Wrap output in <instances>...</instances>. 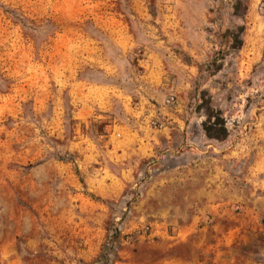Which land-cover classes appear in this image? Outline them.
Instances as JSON below:
<instances>
[{
	"label": "rangeland",
	"instance_id": "obj_1",
	"mask_svg": "<svg viewBox=\"0 0 264 264\" xmlns=\"http://www.w3.org/2000/svg\"><path fill=\"white\" fill-rule=\"evenodd\" d=\"M179 36L207 46L214 71L216 61H227L212 81L223 107L202 91L198 108L221 112L217 130L241 123L248 132L264 112V0H0V264H99L112 235L108 264H181L176 252L186 255L182 264H264L261 210L235 205L223 217L174 210L175 196L146 197L149 178L136 198L140 175L118 197L92 196L100 209L79 205L86 174L101 165L85 159L96 155L99 127L80 123L73 97L91 86L125 85L141 71L147 47L174 48ZM236 39L259 49L244 77L231 48ZM192 218L197 230L179 244L171 235Z\"/></svg>",
	"mask_w": 264,
	"mask_h": 264
},
{
	"label": "crops",
	"instance_id": "obj_2",
	"mask_svg": "<svg viewBox=\"0 0 264 264\" xmlns=\"http://www.w3.org/2000/svg\"><path fill=\"white\" fill-rule=\"evenodd\" d=\"M176 40L174 48L161 42L147 47L144 58L138 61L141 71L126 82L123 78L126 86H91L73 97L74 114L80 123L99 127L96 155H85V159L101 165L86 174L85 194L78 193L79 205L100 209L92 196H120L127 184L142 174L143 165L153 163L155 171L149 175L145 192L148 199L165 200L172 195L175 201L169 208L215 212L222 217L235 205L247 211H264V112L254 119L248 132L241 123H235L224 126L223 137H207L203 128L206 117L198 108L200 93L208 92L212 100L221 98L219 108L223 107L224 94L212 81L224 73L227 61H216L221 66L214 71L212 57H205L207 46L189 45L181 36ZM234 50L237 75L244 77L246 66L259 61V49L243 43ZM207 64L209 70L202 71ZM171 96L174 100L169 103ZM249 160L247 171L237 175L235 169ZM249 197L254 198L247 203ZM140 203L135 206L137 210ZM192 219L175 223L176 235L171 237L176 236L179 244L191 242L197 230ZM160 233L170 238L165 229ZM188 253L191 260L192 250ZM184 256L176 252L174 258L182 264Z\"/></svg>",
	"mask_w": 264,
	"mask_h": 264
},
{
	"label": "trees",
	"instance_id": "obj_3",
	"mask_svg": "<svg viewBox=\"0 0 264 264\" xmlns=\"http://www.w3.org/2000/svg\"><path fill=\"white\" fill-rule=\"evenodd\" d=\"M240 33L243 32V29L239 30ZM239 36H237L238 38ZM242 45L241 41H237V39L235 40V42L232 44L231 48L232 49H239ZM205 116L206 119L203 122V128L204 131L207 135V137L209 138H215V139H219L221 137H223L226 132L225 130H223L222 128H220L219 130H217L215 127L218 125L220 127L223 126V119L221 118V112L219 111H215L212 108L209 107V105H205ZM115 244H116V236L112 235L109 236V240L106 242V249L104 248L101 255L98 257L97 259V263L99 264H108L109 262V257L111 256V252L113 255H115Z\"/></svg>",
	"mask_w": 264,
	"mask_h": 264
},
{
	"label": "built area",
	"instance_id": "obj_4",
	"mask_svg": "<svg viewBox=\"0 0 264 264\" xmlns=\"http://www.w3.org/2000/svg\"><path fill=\"white\" fill-rule=\"evenodd\" d=\"M174 98L171 96L167 102L171 103L173 102ZM145 168V173H142L140 175L139 180L137 181V187L135 186L134 188V194L136 196V198H140L142 196V187L144 185L145 182V178H149V175L154 174L155 168H154V164L153 163H146V165L144 166ZM144 181V182H142Z\"/></svg>",
	"mask_w": 264,
	"mask_h": 264
}]
</instances>
